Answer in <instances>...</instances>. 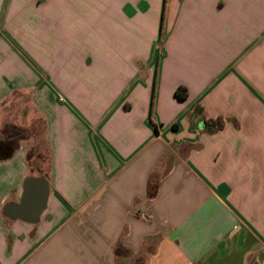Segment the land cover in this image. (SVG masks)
Masks as SVG:
<instances>
[{
  "label": "crops",
  "instance_id": "1",
  "mask_svg": "<svg viewBox=\"0 0 264 264\" xmlns=\"http://www.w3.org/2000/svg\"><path fill=\"white\" fill-rule=\"evenodd\" d=\"M16 93L0 264H264V0H0Z\"/></svg>",
  "mask_w": 264,
  "mask_h": 264
},
{
  "label": "rangeland",
  "instance_id": "2",
  "mask_svg": "<svg viewBox=\"0 0 264 264\" xmlns=\"http://www.w3.org/2000/svg\"><path fill=\"white\" fill-rule=\"evenodd\" d=\"M31 110L29 97L25 94L16 93L7 97L0 105V139L11 135L13 143H16L26 135H33V139L28 140L29 145H38V148L43 149L41 140L43 124L38 116H31ZM42 153V160L45 163L47 153L45 151Z\"/></svg>",
  "mask_w": 264,
  "mask_h": 264
},
{
  "label": "water",
  "instance_id": "3",
  "mask_svg": "<svg viewBox=\"0 0 264 264\" xmlns=\"http://www.w3.org/2000/svg\"><path fill=\"white\" fill-rule=\"evenodd\" d=\"M32 180H34V179L28 178V179L25 180V182L23 184V194H22V197L20 199V205H18V207H17L18 208V213L20 214L19 216H24L23 214L25 212L26 202L29 200V198L31 196L30 195V191H31L30 183H31ZM47 192H48V189H47L46 184L44 183L43 190L41 191V195H40L41 196L40 202L42 201L41 202V207H40L38 213L36 214L35 221L37 220L39 213L41 212V210L45 206Z\"/></svg>",
  "mask_w": 264,
  "mask_h": 264
},
{
  "label": "trees",
  "instance_id": "4",
  "mask_svg": "<svg viewBox=\"0 0 264 264\" xmlns=\"http://www.w3.org/2000/svg\"><path fill=\"white\" fill-rule=\"evenodd\" d=\"M175 95L179 98V99H184L187 96V90L185 87H177L175 90ZM205 125L207 130L209 131H216L219 130L220 128H222V122L219 119H215V120H206L205 121ZM154 187L149 188L148 190V196L152 197L154 195Z\"/></svg>",
  "mask_w": 264,
  "mask_h": 264
},
{
  "label": "flooded vegetation",
  "instance_id": "5",
  "mask_svg": "<svg viewBox=\"0 0 264 264\" xmlns=\"http://www.w3.org/2000/svg\"><path fill=\"white\" fill-rule=\"evenodd\" d=\"M11 144V140L9 139L0 140V151L4 152L5 148L10 147Z\"/></svg>",
  "mask_w": 264,
  "mask_h": 264
},
{
  "label": "built area",
  "instance_id": "6",
  "mask_svg": "<svg viewBox=\"0 0 264 264\" xmlns=\"http://www.w3.org/2000/svg\"><path fill=\"white\" fill-rule=\"evenodd\" d=\"M144 218H146V215H144Z\"/></svg>",
  "mask_w": 264,
  "mask_h": 264
}]
</instances>
